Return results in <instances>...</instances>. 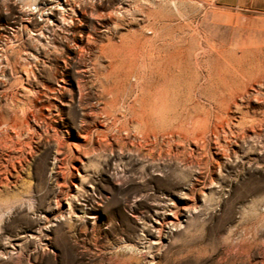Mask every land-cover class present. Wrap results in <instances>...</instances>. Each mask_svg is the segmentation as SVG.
I'll return each mask as SVG.
<instances>
[{
    "label": "rangeland",
    "instance_id": "1",
    "mask_svg": "<svg viewBox=\"0 0 264 264\" xmlns=\"http://www.w3.org/2000/svg\"><path fill=\"white\" fill-rule=\"evenodd\" d=\"M150 1L0 0V103L59 90L42 140L0 148V264H264V0ZM166 45L185 59L165 78L127 53ZM154 104L146 137L131 121Z\"/></svg>",
    "mask_w": 264,
    "mask_h": 264
},
{
    "label": "bare ground",
    "instance_id": "2",
    "mask_svg": "<svg viewBox=\"0 0 264 264\" xmlns=\"http://www.w3.org/2000/svg\"><path fill=\"white\" fill-rule=\"evenodd\" d=\"M59 0H57L58 2ZM152 1V0H151ZM150 1V2H151ZM64 4L65 5H70L69 4V0H63ZM149 2V3H150ZM166 2V0H165ZM137 3V2H136ZM152 3V2H151ZM160 3V2H159ZM153 4V3H152ZM155 4V3H154ZM164 4V3H162ZM73 7L72 9L75 10V8L79 11L80 13V16H81V19L84 21V23H89L90 22V19H93L94 18V10L93 9H89L87 7H81L79 6L78 4H72ZM138 5V3H137ZM158 5H161L158 4ZM165 5V4H164ZM149 6L152 8V5L149 4ZM157 6V5H156ZM182 6V5H181ZM136 7V5H135ZM139 7V6H138ZM137 7V8H138ZM149 9L147 10V12H143V8L140 10L142 11V13H145V15L150 18V20H154L155 21V11L153 9ZM159 8V6H158ZM161 8V6H160ZM41 9V8H40ZM139 9V8H138ZM156 9V8H155ZM69 10V9H68ZM117 10V9H116ZM40 11V10H38ZM137 11V10H136ZM158 11V10H157ZM170 11V10H169ZM134 12V11H133ZM164 12V10H163ZM167 13V11H165ZM69 13V12H68ZM137 13V12H136ZM165 13V14H166ZM171 12H169L170 14ZM159 14V13H158ZM180 14V13H179ZM107 15V18L111 19V21L109 22L111 25L112 23H114L113 21V18L110 16V14H106ZM181 15V14H180ZM183 15V14H182ZM97 16H99L97 14ZM146 17V18H147ZM174 17V16H172ZM32 18V17H30ZM158 18V17H157ZM156 18V19H157ZM160 21L163 23L161 26L162 28L164 27H167L168 24H166V22H169L170 19L168 17H164V16H160ZM133 19V18H132ZM25 20V19H24ZM95 20V19H94ZM123 20V18H122ZM151 20V21H152ZM150 21V22H151ZM153 21V22H154ZM158 21V20H157ZM156 21V22H157ZM108 22V21H107ZM117 22V21H116ZM119 22V21H118ZM151 22V23H153ZM92 23V22H91ZM108 23V24H109ZM24 24V23H23ZM30 24V23H29ZM32 24V23H31ZM147 24H148V21H147ZM75 25V24H74ZM91 25V24H90ZM116 24H114L115 26ZM145 25V24H144ZM152 25V24H151ZM151 25H149L151 27ZM154 25V24H153ZM160 25V24H159ZM170 25V23H169ZM168 25V26H169ZM108 26V25H107ZM106 26V27H107ZM110 26V25H109ZM146 26V25H145ZM119 27V25H118ZM143 27V26H142ZM150 27L148 29H150ZM171 27V26H170ZM169 27V28H170ZM117 28V27H116ZM124 28V27H123ZM140 28V27H139ZM144 28V27H143ZM147 28V27H145ZM144 28V29H145ZM153 28V26H152ZM110 29V28H109ZM108 29V30H109ZM142 29V31L144 30ZM80 30V29H79ZM147 30V29H146ZM151 30V29H150ZM161 30V28H160ZM171 30V29H170ZM110 31V30H109ZM158 31V30H157ZM167 32V31H166ZM144 33V32H143ZM168 33V32H167ZM128 34V33H126ZM130 34V33H129ZM134 35V37L140 41V39H142L145 42H147V40H145L142 36V34L138 31L134 33H132ZM130 34V35H132ZM157 34H159L157 32ZM145 35V34H144ZM87 36H89V33H87ZM114 36V35H113ZM123 36V35H122ZM128 36V35H127ZM157 37H159L158 35H156ZM165 36V35H164ZM162 36V37H164ZM172 37V34L170 35ZM132 37V36H131ZM153 37V36H152ZM155 37V36H154ZM169 37V36H168ZM204 37V36H203ZM16 38L15 34H14V39ZM120 38V37H119ZM160 38V37H159ZM158 38V39H159ZM130 39V38H129ZM156 39V38H155ZM166 39V37H165ZM121 40V39H120ZM123 40H125V38H122L121 42H123ZM128 41V39H126ZM164 40V39H163ZM162 40V41H163ZM177 40V39H176ZM78 42V41H77ZM119 42V43H121ZM125 42V41H124ZM136 42V41H135ZM128 43V42H127ZM171 43V42H170ZM83 44L82 40H79V43H76L75 44V47L74 48H71L69 47V49H73L75 50V52H73V54H77L76 53V48H79L80 50H83L84 48H86V45L89 46L91 44H93V42L91 40H87L86 41V45H81ZM123 44V43H122ZM121 44V45H122ZM134 44V43H132ZM124 45V44H123ZM122 45V46H123ZM128 45V44H127ZM130 45V44H129ZM14 46V45H13ZM27 46V45H26ZM122 46L120 45H115V51H119L120 50V47L122 48ZM126 46V45H125ZM105 47V46H104ZM133 47V46H132ZM10 48V47H9ZM68 48V47H67ZM126 48V47H125ZM23 49V48H22ZM91 49V48H90ZM12 50V49H11ZM176 52H180L179 49H175ZM175 50H171V48L168 47V45H166L165 47H161V48H154V47H150L148 49H142L139 53V51L137 50H130L129 52H127L128 54L132 55L133 58H135L136 56V59L139 58L140 61H141V64L142 66H144L145 68H150L151 71V77L152 75L155 73V72H159L161 74V76L163 78L167 77L166 74H170L169 72L171 71L170 67L172 65L175 64V61L177 62L178 65H180L182 62H184V59H185V56H183L182 54L181 55H177L175 54ZM22 52L24 54L28 53L29 55H31V53L29 52L28 49H25V50H21L20 48H17V49H14L11 53V55L9 56V58H5V62L8 63L10 66H11V70L13 71V73H21V75H23L27 82L28 80L32 79L30 78L31 75L33 74L32 71L28 68V65L29 64H26V63H22L21 62V55H22ZM90 53V52H89ZM87 54V53H86ZM2 55V54H1ZM70 55V54H69ZM92 55V54H91ZM96 55V54H95ZM235 56V55H234ZM4 57V55H3ZM30 57V56H29ZM76 57V56H75ZM93 57V56H92ZM177 59V60H176ZM97 62V61H96ZM121 62V61H120ZM98 64V63H97ZM125 65V64H124ZM81 67V66H80ZM84 71V70H83ZM12 74V73H11ZM14 76V75H13ZM11 77V76H10ZM21 77V76H20ZM33 77V76H32ZM22 78V77H21ZM18 79V78H17ZM20 79V78H19ZM13 80V79H12ZM33 80V79H32ZM34 81H37L36 79ZM20 82V81H19ZM38 82V81H37ZM18 83V80L17 81H14L12 85H15ZM21 83V82H20ZM43 82H40L39 85L38 83L35 84V87L34 88H24L25 90H27L28 94H23V95H19L18 94H13L11 95L10 99H9V103H5V104H1L0 103V148L1 149H5L7 150V152H13V151H18V152H21L24 148H29L30 147V140L34 137V136H37L39 137L41 140H42V123L45 122L43 120H45L46 118H48V115L51 114L50 110L52 108H55L57 110V106L54 105L51 101L50 102H46L47 104H45V102L43 101V96H47V93L48 92H51V93H54L56 91H59L57 90L56 88H50V87H45V84L43 85L42 84ZM29 86V85H28ZM103 86V89H104V92H108V94L111 92V89L109 88H105L104 85ZM18 87V86H17ZM15 88V87H14ZM23 88V87H22ZM148 94L149 96L151 97L153 95V86L150 85L148 87ZM46 89L48 92L46 93L45 90ZM78 90H79V93L81 92V89H80V86H78ZM22 91V90H21ZM24 92V91H23ZM13 93V92H12ZM4 94V93H3ZM6 94V93H5ZM53 95V94H52ZM45 98V97H44ZM49 98V97H48ZM6 100V99H5ZM185 101V100H184ZM123 102L122 99L118 100L117 97H113L111 98L110 100L106 101L103 99V101H101V104L103 105L102 107H100L99 111L101 113H103L106 117H108V119L110 118H113L115 119V117L118 115V112L116 111L117 115L115 116V114H112L116 109L115 108H118L119 105H121ZM4 103V102H3ZM121 103V104H120ZM185 103V102H184ZM183 103V104H184ZM139 104V103H138ZM179 104V103H178ZM182 104V105H183ZM157 105V104H156ZM145 106V105H144ZM158 106V105H157ZM185 106V105H183ZM132 107V106H131ZM134 107V106H133ZM132 107V108H133ZM154 107H155V104L153 105V109H152V105L151 107H149V109H147V111H145V109H143V113H141V117L138 119L135 115V118L133 119V121H130L132 123L135 124V126L138 128V130L140 131V133L144 134L146 137L149 136L150 134L154 135V131L156 129V127L154 126V123L152 120L146 118V117H149V115H151V113H153L154 111ZM159 107V106H158ZM143 108V107H141ZM186 108V107H185ZM114 109V111L112 112V110ZM134 109V108H133ZM137 109V108H136ZM181 109V107H180ZM138 110V109H137ZM183 110V109H181ZM172 111V110H170ZM96 112V111H95ZM112 112V113H111ZM158 112V111H157ZM185 112V110H184ZM84 113V112H82ZM87 113V112H86ZM133 113V111H132ZM89 114V113H88ZM98 114V113H97ZM95 114V115H97ZM157 114V113H156ZM85 116H87L86 114H84ZM91 115V114H90ZM89 115V116H90ZM93 115V113H92ZM121 115V114H119ZM139 115V114H138ZM147 115V116H145ZM166 115V114H165ZM169 115V114H168ZM94 117V116H93ZM97 117V116H96ZM145 117V118H144ZM95 118V117H94ZM99 117H97V120H98ZM117 118V117H116ZM132 118V117H131ZM87 119V118H86ZM85 119V120H86ZM84 120V122H85ZM112 121V120H111ZM123 121V120H122ZM126 121V120H125ZM124 121V122H125ZM129 121V122H130ZM87 122V120H86ZM99 122V121H98ZM102 122V121H101ZM121 122V121H120ZM123 122V123H124ZM94 123V122H93ZM116 123V122H115ZM45 124V123H44ZM90 124V123H89ZM92 124V123H91ZM95 124V123H94ZM104 124V123H103ZM121 124V123H120ZM129 124V123H128ZM127 124V125H128ZM159 124V123H158ZM48 125V123H47ZM86 125V124H85ZM106 125V124H105ZM184 125V124H183ZM46 126V125H45ZM96 126V125H95ZM113 126V125H112ZM111 126V127H112ZM118 126V125H117ZM131 126V125H130ZM135 126H133L135 129ZM108 127V126H107ZM125 128V126H123ZM132 127V126H131ZM130 127V128H131ZM183 127V126H182ZM46 128H53L51 125H48V127ZM84 128V127H83ZM90 128V127H89ZM100 132L104 131L102 129L105 128L104 125H100ZM128 128V127H127ZM44 129V128H43ZM118 129V128H117ZM121 129V128H120ZM119 129V130H120ZM92 130V129H91ZM109 130V129H108ZM45 131V130H44ZM47 131V129H46ZM86 133H88L87 130H85ZM124 131H126L124 129ZM137 131V130H136ZM138 131V132H139ZM81 132V131H80ZM96 132V131H95ZM137 132V133H138ZM48 133V131H47ZM104 133V132H103ZM106 133V132H105ZM104 133V134H105ZM100 134V133H99ZM86 135V134H85ZM83 136L84 139H86L87 137L86 136ZM143 135V136H144ZM106 137V136H104ZM145 137V138H146ZM64 144V142H63ZM33 145V144H32ZM61 145V144H59ZM29 150V149H28ZM1 152V150H0ZM5 153V152H4ZM6 154V153H5ZM17 154V153H16ZM59 154V153H57ZM11 155V154H10ZM11 157V156H10ZM6 159V157H5ZM4 159V160H5ZM11 159V158H10ZM9 165V164H8ZM19 166V165H18ZM12 167V166H10ZM21 167V166H20ZM19 167V168H20ZM7 171V170H6ZM3 172V171H2ZM16 172V171H15ZM11 173V172H10ZM1 174V173H0ZM8 174V173H7ZM14 174V173H13ZM3 175V174H1ZM11 176V174H10ZM4 177V176H3ZM17 177V176H16ZM6 178V177H5ZM4 179V178H3ZM2 179V180H3ZM8 180V179H7ZM19 180V179H18ZM9 181V180H8ZM14 182V181H13ZM1 183V182H0ZM2 185V184H1ZM0 185V186H1ZM5 186V185H4ZM3 186V187H4Z\"/></svg>",
    "mask_w": 264,
    "mask_h": 264
}]
</instances>
